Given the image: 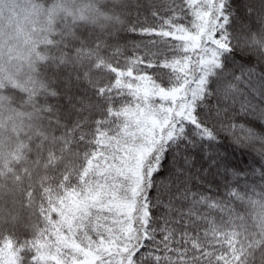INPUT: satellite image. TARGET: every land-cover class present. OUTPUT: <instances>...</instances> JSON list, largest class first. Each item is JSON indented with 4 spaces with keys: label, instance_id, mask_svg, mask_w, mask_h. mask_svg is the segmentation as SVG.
Instances as JSON below:
<instances>
[{
    "label": "snow or ice",
    "instance_id": "snow-or-ice-1",
    "mask_svg": "<svg viewBox=\"0 0 264 264\" xmlns=\"http://www.w3.org/2000/svg\"><path fill=\"white\" fill-rule=\"evenodd\" d=\"M0 264H264V0H0Z\"/></svg>",
    "mask_w": 264,
    "mask_h": 264
}]
</instances>
